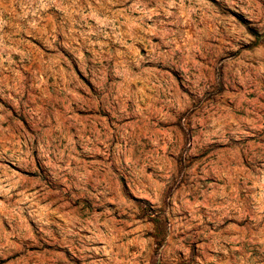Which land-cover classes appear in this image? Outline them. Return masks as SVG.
Masks as SVG:
<instances>
[{
  "label": "rangeland",
  "instance_id": "1",
  "mask_svg": "<svg viewBox=\"0 0 264 264\" xmlns=\"http://www.w3.org/2000/svg\"><path fill=\"white\" fill-rule=\"evenodd\" d=\"M0 264H264V0H0Z\"/></svg>",
  "mask_w": 264,
  "mask_h": 264
}]
</instances>
